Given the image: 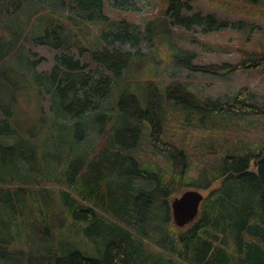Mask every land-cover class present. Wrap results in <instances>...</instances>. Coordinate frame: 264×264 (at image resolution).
I'll return each instance as SVG.
<instances>
[{
	"label": "trees",
	"instance_id": "1",
	"mask_svg": "<svg viewBox=\"0 0 264 264\" xmlns=\"http://www.w3.org/2000/svg\"><path fill=\"white\" fill-rule=\"evenodd\" d=\"M159 1L143 27L106 11L138 0H0V262L264 264V127L244 123L264 119V101L196 80L264 70V51L197 63L174 28L237 24L196 0ZM37 46L55 51L49 69ZM145 61L169 81L130 77ZM92 128L99 140L82 151ZM191 188L204 199L180 227L171 203Z\"/></svg>",
	"mask_w": 264,
	"mask_h": 264
},
{
	"label": "rangeland",
	"instance_id": "2",
	"mask_svg": "<svg viewBox=\"0 0 264 264\" xmlns=\"http://www.w3.org/2000/svg\"><path fill=\"white\" fill-rule=\"evenodd\" d=\"M138 2L141 6L139 11L112 10L108 2L106 11L110 16L117 18L128 15L144 27L150 19L161 12L158 10L160 1L138 0ZM194 11H201L205 14L214 12L220 18L237 24V27L228 26L225 29L208 33L203 32L200 27V29L195 28L192 30L184 27L174 28L173 33L176 38L181 37L180 44L195 50L199 54V58L196 59L197 63L220 61L237 63L246 52L264 51V0L258 3H252L249 0H216L214 3L210 0H196ZM241 21L243 26L239 27ZM193 39H197V41H192ZM36 50L38 56L43 57L39 69H49L54 62L55 51L42 46H37ZM162 64L164 68L168 67L166 59L162 61ZM139 66V69H137L138 66L133 67L132 73L129 74L130 77L134 76L140 80L154 78L162 79L165 82L169 81L168 72L152 62H141ZM185 74L187 73L185 72ZM196 80L199 81L200 90L205 94L209 93L213 96L232 95L237 89L245 85L252 89L258 100L264 101V70L261 66L235 71L224 77L199 75ZM121 87V85L117 86L114 83L110 96L104 101L103 107L108 112L110 108H113L114 100L118 96ZM89 117L90 115L86 116L87 119ZM249 121H259L258 124L264 127V119L251 118L245 120L244 123ZM98 140V132L93 128L90 129L87 138L79 145L80 150H90L97 144ZM143 147L147 148L146 143ZM0 264L4 263L0 262Z\"/></svg>",
	"mask_w": 264,
	"mask_h": 264
},
{
	"label": "water",
	"instance_id": "3",
	"mask_svg": "<svg viewBox=\"0 0 264 264\" xmlns=\"http://www.w3.org/2000/svg\"><path fill=\"white\" fill-rule=\"evenodd\" d=\"M204 193L199 189H188L172 200V215L176 225L184 227L191 223L199 213Z\"/></svg>",
	"mask_w": 264,
	"mask_h": 264
}]
</instances>
